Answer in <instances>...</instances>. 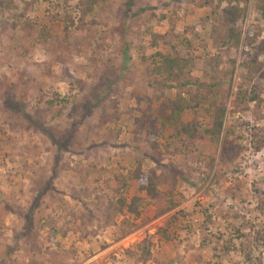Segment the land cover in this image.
Returning a JSON list of instances; mask_svg holds the SVG:
<instances>
[{
    "label": "rangeland",
    "instance_id": "obj_1",
    "mask_svg": "<svg viewBox=\"0 0 264 264\" xmlns=\"http://www.w3.org/2000/svg\"><path fill=\"white\" fill-rule=\"evenodd\" d=\"M86 1L0 0V264H264V70L241 69L247 37L264 41L258 0L238 48L222 26L238 0ZM165 57L227 102L220 140L178 150L194 114L165 109L187 93L152 87ZM139 163L171 176L173 211L139 190ZM126 195L144 199L140 217L113 216ZM147 238L153 256H129Z\"/></svg>",
    "mask_w": 264,
    "mask_h": 264
},
{
    "label": "trees",
    "instance_id": "obj_2",
    "mask_svg": "<svg viewBox=\"0 0 264 264\" xmlns=\"http://www.w3.org/2000/svg\"><path fill=\"white\" fill-rule=\"evenodd\" d=\"M101 0H87L86 6L91 11L96 5L100 4ZM238 2L245 4L244 8L240 6H232L230 11L226 13L222 18V26L226 32L225 45L228 48L240 47L243 41L244 29L243 25L245 18L248 14V7L250 0H238ZM258 10L264 15V0H258ZM248 46L256 55L249 53L250 58H246L241 63V69H244L247 73L248 80L252 81L264 70V64L259 61L258 54L264 52V41L256 38L254 35L247 37ZM166 66H168L166 82L156 81L152 87L159 90L162 89H180L182 93H187L190 99H185L180 96V99L169 100L165 109L171 112L184 113L192 111L194 114L193 119L190 122L182 123L179 125L177 132L178 137L183 144L177 143V148L180 151L190 148H196L200 144H204L214 140H220L225 131L226 120L228 115L227 102L222 100H216L217 93L216 87H212L206 93L200 91L193 92L189 89L192 84L190 81H185L186 71L188 70L189 61H178L175 57H165ZM155 72H160L156 70ZM233 74H231L232 76ZM162 94H155L154 96L148 95L139 98V103L148 101L151 104L156 100L162 99ZM259 100V96L255 94L252 101ZM201 105H205L210 109L206 124L201 123V114L197 110ZM168 118V117H167ZM171 119V118H170ZM152 126L157 127V123H151ZM153 134H150L152 137ZM172 138V137H171ZM226 143H224V160L234 161L236 159L234 152L235 148L232 142L229 140V135H226ZM133 178L139 184V190L146 193L158 207V216L165 215L173 211L178 204L174 200L175 193L172 189V179L170 175L165 173L159 174L157 171L147 172L143 170L141 163L138 168L133 172ZM144 199L141 197H134L130 201L127 199V195L119 199L116 203H111L110 211L114 212V217L132 215L138 218L142 215L141 207ZM113 217V218H114ZM125 225L132 228L134 225L129 221H125ZM133 231L130 229L128 234ZM154 244L147 238L142 243L138 244L134 249L127 251L129 256L138 257L139 253L144 258H151L153 256L152 249Z\"/></svg>",
    "mask_w": 264,
    "mask_h": 264
}]
</instances>
